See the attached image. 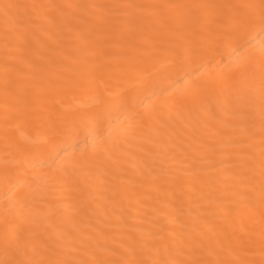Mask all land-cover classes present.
I'll return each mask as SVG.
<instances>
[{
  "label": "bare ground",
  "instance_id": "bare-ground-1",
  "mask_svg": "<svg viewBox=\"0 0 264 264\" xmlns=\"http://www.w3.org/2000/svg\"><path fill=\"white\" fill-rule=\"evenodd\" d=\"M262 15L0 0V261L264 264ZM236 21L243 51L192 55Z\"/></svg>",
  "mask_w": 264,
  "mask_h": 264
},
{
  "label": "snow or ice",
  "instance_id": "snow-or-ice-1",
  "mask_svg": "<svg viewBox=\"0 0 264 264\" xmlns=\"http://www.w3.org/2000/svg\"><path fill=\"white\" fill-rule=\"evenodd\" d=\"M7 7V6H6ZM261 25L264 26V15L261 17ZM251 21H236L234 22L229 31L224 35H218L216 37L210 38L206 47L197 50L192 53L195 56H208L215 57L216 50L221 45L231 44L235 42L239 45L241 51H243V45L240 43L242 40L243 29L249 24ZM245 59L241 56H236L232 62L233 66H238L241 63V60ZM196 87V85H193ZM150 100L151 97H148ZM121 147V136L115 135L107 138V142L104 144V151L106 154H111L115 151H118ZM0 264H13L12 261H0ZM22 264H70V262L64 261H50V260H39V261H24ZM78 264H87V262H78ZM95 264H104V262H95Z\"/></svg>",
  "mask_w": 264,
  "mask_h": 264
}]
</instances>
